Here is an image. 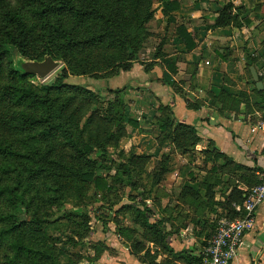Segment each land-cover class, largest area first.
<instances>
[{
	"label": "trees",
	"instance_id": "trees-1",
	"mask_svg": "<svg viewBox=\"0 0 264 264\" xmlns=\"http://www.w3.org/2000/svg\"><path fill=\"white\" fill-rule=\"evenodd\" d=\"M12 2L0 0V7H4V11H0L1 264H79L82 259L89 262L97 260L106 248L102 243L92 246L95 255L88 258L59 248V244L82 247L83 241L70 237L63 242L49 235L48 229L58 220L66 218L65 213H59L53 222L41 217L44 208L57 204L66 206L68 203L64 198L68 193L75 199L87 200L91 185L95 188L93 199L100 194L105 202L112 192L119 193L120 201L126 198L128 204L116 209L115 204L93 208L88 215H92L89 219L103 221L104 224L107 221L114 223L117 234L131 242L134 254L144 252L142 259L154 258L147 249V244L152 243L171 258L166 264H203L199 252L215 234L217 220L222 217L238 218L239 214L232 206L242 205L246 192L233 188L225 201L218 204L221 212L215 214V222L208 224L201 219L197 235L202 241L196 256H189L187 251L174 253L164 243L167 234L163 226L166 220L160 217L156 223H151L153 212L144 202L160 199L156 192L169 171L168 157L152 162L151 157L135 155L132 150L123 152L125 158L115 166L122 175L131 179L127 194L122 186L124 182L120 180L121 175L114 174L108 182V175L98 173V170L109 172L112 169L108 166V149H117L127 137L126 90L110 91L113 99L101 104L93 93L79 86L62 83L33 86L28 80L34 76L20 75L14 71L12 63L15 55L37 61L49 55L54 60L65 61L63 77H96L115 70L114 75L107 77L111 78L121 71H128L138 62L140 51L152 36L146 25L154 17L153 5L159 3L164 18L171 23L174 21L171 14L179 9L177 0ZM17 5L22 6L23 13L14 10ZM232 8L231 3L223 6L215 27H241L237 16L231 15ZM178 30L180 40L191 51L195 47L191 37L182 26ZM43 41L46 43L44 55L39 59L32 54V44ZM162 44L156 47L155 58L162 56ZM7 59H10L9 66L4 64ZM161 112L162 115L156 119L160 139L168 140L176 150L193 161V149L199 142L197 132L192 126L175 124L168 108H161ZM128 124L134 125L133 121H128ZM6 135L15 140L8 142L4 139ZM202 154L205 161L216 162L221 157L217 152L205 151ZM217 170L213 166L211 171L215 174ZM187 175L192 178L190 172ZM248 178L247 190L261 183L251 174ZM118 185L123 188L114 189ZM212 186L206 185L203 197L187 187L183 188L181 195L190 198L193 203L205 202L209 207L214 205ZM99 210L102 214L95 216ZM25 211L31 217L28 221L21 220L20 214ZM162 212L165 213L164 210ZM129 222L130 225L125 227L123 223ZM80 225L85 232L90 231L87 222ZM107 231L105 229L103 233ZM64 256L67 257L66 263L60 260Z\"/></svg>",
	"mask_w": 264,
	"mask_h": 264
},
{
	"label": "crops",
	"instance_id": "crops-1",
	"mask_svg": "<svg viewBox=\"0 0 264 264\" xmlns=\"http://www.w3.org/2000/svg\"><path fill=\"white\" fill-rule=\"evenodd\" d=\"M177 2L179 9L171 14L173 22L168 23L164 18L162 7L157 11L159 16L153 17L157 24L161 19L165 25L161 33L162 56L154 57L156 46L149 48L145 59L141 60L142 49L139 61L131 69L106 79L104 84L111 91L126 90L125 139L132 137L130 150L135 155L151 157L152 162L168 157L169 171L158 190L174 169L171 174L178 183L174 201L167 188L165 199L161 196L158 201H144L153 212L150 222L164 218L163 231L167 234L164 243L174 253L187 251L189 256H196L202 241L197 235L201 219L208 224L215 222V214L221 212L220 203L233 188L246 192L250 174L258 180L264 177V0ZM227 3L232 4L230 12L241 22L240 28L214 26ZM180 26L195 44L191 51L178 36ZM251 68L262 90H257ZM161 108L169 109L175 124L192 126L197 132L199 142L193 149V161L168 140L160 139L156 119L162 115ZM128 121H133L134 125H129ZM205 151L217 152L221 157L216 162L205 161L202 154ZM213 166L218 169L215 174L211 171ZM189 172L192 178L188 177ZM209 184L213 185L214 202L209 207L205 202L193 203L181 195L187 187L203 197ZM123 224L126 227L130 222ZM109 228L112 238L108 237L109 230L100 240L107 249L100 252L97 260L86 263L96 264L108 252L113 257H110L112 263L107 264H166L171 261L161 247L152 243L147 244V249L154 258L142 259L144 252L134 254L131 242L117 234L114 223ZM244 242L231 264H264V205L256 210L255 225L246 233ZM96 243L87 245L91 252L85 257H94L91 245L94 247ZM77 248L71 253H79L75 252Z\"/></svg>",
	"mask_w": 264,
	"mask_h": 264
},
{
	"label": "rangeland",
	"instance_id": "rangeland-1",
	"mask_svg": "<svg viewBox=\"0 0 264 264\" xmlns=\"http://www.w3.org/2000/svg\"><path fill=\"white\" fill-rule=\"evenodd\" d=\"M14 1L15 0H11ZM14 2H12V4H14ZM161 6L159 5V3H155L153 5V10H154V15L157 17L158 15V10ZM6 8V7H5ZM4 11V7H0V11ZM14 10H19V12L23 13V8L20 5H17V8H15ZM161 23V19H160V23L157 24L156 21H154L153 19L146 25L147 30L150 32V34L152 35L148 42L146 43L145 48L141 51V60L145 59V56L147 55V51L149 48H155L156 46H158L162 40V30L164 29V26ZM160 32V33H159ZM43 42H39V43H34L32 44V54L33 56L42 59L43 55H44V49H45V44ZM56 57H58V54H54ZM61 61V67L59 69H57L53 74H51L48 78H46L45 80H40L37 77H32L28 80V82L30 84H32L33 86H46V85H53V84H65V85H71V86H79L83 89L89 90L91 93L94 94V96L97 98V100L99 102H101V104H105L106 102L110 101L113 99V96L110 95V91L108 90L104 84L105 80L108 79V76H112L114 75V73H116L115 70H108V72L105 73H101L100 75L96 76V77H91V76H72V75H67L65 77H63V70L66 69V65H65V61L64 60H60ZM139 61V59H138ZM9 62L10 59H7L4 61L5 66H9ZM134 65V64H133ZM147 67V66H146ZM103 80V81H102ZM102 81V82H101ZM130 129V127H129ZM131 136H129L127 139H125L124 141H122L119 145V147L117 149H108V156H109V163L108 166H110L112 169L109 172H105L102 170H98V173L104 175V176H109L108 177V182L111 181V176H113L114 174L116 175H121V179L124 182V185H126L127 187H125L124 185H122L125 189V194L128 193L129 189V184L131 182V179H128V176L126 175H122L120 170L117 168L118 166H115L116 164H118V162H122V158H125L123 156H125V154H123V152L128 153L130 150V143L129 141H131ZM5 140H7L8 142H13L15 139L10 136V135H6L4 137ZM152 163H151V167H152ZM117 168V170H116ZM115 170V171H114ZM174 172V169L172 168L171 173ZM170 173V177L169 179L164 182L161 186V188L156 192V196H159V198L161 199V196H163L165 199L166 198V191L165 189L167 188L169 190V192L171 193V195L173 196V201L175 199V195L178 192V188H177V181L175 180L176 177ZM121 185L116 186L114 189H120L123 188ZM95 190L94 186L91 185L89 192L87 193V200L82 201L81 199H75L74 196L70 195V193L65 195V201L68 203L66 206H59L60 204H57V206L55 207H49V208H44L43 211V215H41L42 218H45L46 221H52L56 218V216L60 213H65V215L67 216L66 218H62L60 220H58L57 222H55L49 229H48V233L50 236L53 237H58L61 240H63V242H66L65 240L68 238H75L76 241L82 242V247H78L75 252H79L82 256L87 255L89 252H91L90 250H88V244H94L96 242H101L100 240H103V230H110V232H108V237L112 238V230L109 228L112 225V222L107 221L106 224L103 223V221H96V220H91L89 219L90 216L92 217V215H88L89 211L93 208H97L98 207H102V206H107V205H114V209L120 207L121 205H125L126 204V198H122L120 201V197H119V193L116 195L115 192H112L111 194L107 195L106 197V201H102L101 198L102 196L99 194L96 199H93L92 194L93 191ZM41 194L42 191H41ZM170 195V196H171ZM155 196V195H154ZM44 198H47V195L44 196ZM119 198V199H118ZM100 200V201H99ZM88 201V202H86ZM172 202V201H171ZM83 204V205H81ZM102 211H96V215L98 214H102ZM24 216L25 220L28 221L30 220V214H28L26 211L24 214H20V216ZM87 215V216H86ZM84 216H86V220L84 219ZM107 219V218H106ZM87 222V226H89L88 228H90L89 232H85L83 227L80 225V223ZM78 237H77V236ZM81 238V239H80ZM106 238V237H105ZM102 243V242H101ZM110 243V242H108ZM59 248H63L66 252L68 250V252H73L74 248L72 249L71 246L67 245V244H59ZM92 248V245H91ZM90 248V249H91ZM72 249V250H70ZM110 257H113V255L109 254V252L107 254H105L103 256V258L96 264H107L106 262H111ZM67 257H62L60 260L63 263L67 262ZM105 259V260H104ZM85 261H87V259L81 260L79 264H89L86 263ZM0 264H1V253H0Z\"/></svg>",
	"mask_w": 264,
	"mask_h": 264
},
{
	"label": "built area",
	"instance_id": "built-area-1",
	"mask_svg": "<svg viewBox=\"0 0 264 264\" xmlns=\"http://www.w3.org/2000/svg\"><path fill=\"white\" fill-rule=\"evenodd\" d=\"M264 205V177L246 191L242 205L232 207L238 218L222 217L216 222L215 234L199 252L203 264H231L244 246V237L255 225L256 210Z\"/></svg>",
	"mask_w": 264,
	"mask_h": 264
},
{
	"label": "water",
	"instance_id": "water-1",
	"mask_svg": "<svg viewBox=\"0 0 264 264\" xmlns=\"http://www.w3.org/2000/svg\"><path fill=\"white\" fill-rule=\"evenodd\" d=\"M14 71L22 76H34L40 80H45L57 69L61 67V62L54 60L51 56H44L42 61L25 59L19 55H15L12 60ZM253 81L256 83L257 90H262L261 83L258 82V77L253 68L250 69ZM21 220H25L22 215Z\"/></svg>",
	"mask_w": 264,
	"mask_h": 264
}]
</instances>
